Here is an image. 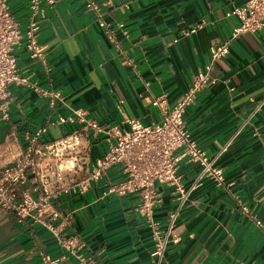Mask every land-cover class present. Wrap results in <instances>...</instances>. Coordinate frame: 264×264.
Segmentation results:
<instances>
[{
	"label": "crops",
	"instance_id": "obj_1",
	"mask_svg": "<svg viewBox=\"0 0 264 264\" xmlns=\"http://www.w3.org/2000/svg\"><path fill=\"white\" fill-rule=\"evenodd\" d=\"M92 1L101 7L104 28L87 8V0H58L52 10L43 6L40 43L50 69L32 61L24 49L15 50L20 76L42 90H60L66 106L52 109L28 88L13 85L8 118L0 121V169L25 152L27 135L37 129L45 128L44 142L76 130V125L47 124L52 118L71 116L72 111H85L101 124L120 125L116 101H121L128 118L144 125L157 123L154 99L166 95L173 105L183 96L191 76L206 64L205 46L221 43L237 25L226 13L246 0ZM106 1L113 3V9L102 6ZM9 6L25 28L27 2L10 0ZM202 21L208 23L205 28L187 35ZM127 60L132 66L126 65ZM211 75L218 84L201 91L184 115L186 128L210 156L216 151L215 142L235 133L264 98V32L235 40ZM90 143L93 162L105 144L101 137ZM217 165L224 169V187L205 179L190 192L165 264H264V109ZM200 171L195 163H180L177 173L185 190L195 184ZM86 173L87 169L67 173V181L82 179ZM123 180L116 166L83 195L61 193L60 184L50 188L57 194L53 204L58 210L74 211L64 235L86 238L89 248L84 252L95 264H150L151 233L135 212L139 196L108 192ZM155 190L160 197L155 217L165 229L177 208V196L173 186L156 184ZM0 264L80 263L42 226L0 211Z\"/></svg>",
	"mask_w": 264,
	"mask_h": 264
},
{
	"label": "built area",
	"instance_id": "obj_2",
	"mask_svg": "<svg viewBox=\"0 0 264 264\" xmlns=\"http://www.w3.org/2000/svg\"><path fill=\"white\" fill-rule=\"evenodd\" d=\"M9 1L0 0V121L8 118L12 103L10 89L15 84L47 100L52 109L57 105L66 106L60 90H42L29 78L20 76L15 55L16 49H24L32 61L39 62L46 69L51 68L41 51L38 20L44 18V9L52 10L58 0H25L29 10L25 28H21L12 15ZM102 6L113 9L111 1ZM87 8L96 16L99 27L104 28L100 5L87 0ZM226 16L234 18L237 25L221 43L205 46L206 64L191 76L183 96L173 105L169 104L166 95L154 99L159 116L157 123L144 125L128 118L122 102L116 101V108L122 117L120 125L98 123L85 111L76 110L71 116H58L47 122L51 126H78L59 140L44 142L42 138L46 131L43 127L28 134L25 152L18 155L13 164L0 169V211L13 213L20 221L29 220L42 226L80 264H95L94 258L84 252L89 248L86 238L77 234L64 235L72 225L74 211L63 213L58 210L53 204L57 194H52L50 188L60 184L61 193L71 191L83 195L92 185L103 180L111 168L118 166L124 180L110 187L108 192L139 196L135 212L144 219L151 233L150 264H165L167 247L175 241L172 237L177 220L181 209L188 203L190 192L205 179L211 180L217 188L224 187V169L217 162L243 128L264 109L263 98L235 133L215 142L216 151L212 156L200 148L199 142L184 124V115L189 107L196 104L200 92L218 84L219 80L211 73L214 66L229 55L232 43L242 35L264 32V0H246L232 8ZM207 24L206 21L200 22L187 35L197 33ZM126 65L132 66V62L127 60ZM99 137L105 148L92 162L90 142ZM182 162L195 163L201 168L195 184L188 190L181 185V176L177 173ZM85 169L87 173L82 179L67 181V173L75 174ZM156 184L173 186L177 196V208L171 213L165 229L160 227L155 217V207L160 201ZM44 260L50 261L48 257Z\"/></svg>",
	"mask_w": 264,
	"mask_h": 264
}]
</instances>
